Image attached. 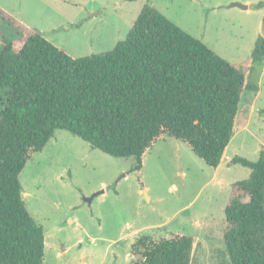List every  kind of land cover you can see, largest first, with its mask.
<instances>
[{
	"label": "trees",
	"instance_id": "16d2710c",
	"mask_svg": "<svg viewBox=\"0 0 264 264\" xmlns=\"http://www.w3.org/2000/svg\"><path fill=\"white\" fill-rule=\"evenodd\" d=\"M264 8V2L253 5ZM15 30L0 48V264H42L45 232L21 196L20 172L56 129L116 157L135 158L158 141H182L216 168L238 131L243 93L258 87L240 70L151 5L108 51L73 57L0 7ZM264 27V14L262 16ZM264 58V37L252 60ZM232 183L223 233L230 264H264V147ZM192 236L141 234L133 264H192Z\"/></svg>",
	"mask_w": 264,
	"mask_h": 264
},
{
	"label": "rangeland",
	"instance_id": "374dc122",
	"mask_svg": "<svg viewBox=\"0 0 264 264\" xmlns=\"http://www.w3.org/2000/svg\"><path fill=\"white\" fill-rule=\"evenodd\" d=\"M264 0H0L15 19L35 28L73 57L98 54L123 39L148 4L240 70L258 87L243 93L241 124L217 171L186 143L158 141L144 156L116 157L65 129H56L20 172L21 196L45 232L42 264H133L141 234L183 232L193 237L192 264H230L223 233L232 183L264 147V58L252 60L264 37ZM234 2L248 4L244 9ZM15 30L0 17V48ZM90 198V199H89Z\"/></svg>",
	"mask_w": 264,
	"mask_h": 264
},
{
	"label": "crops",
	"instance_id": "0c3cea01",
	"mask_svg": "<svg viewBox=\"0 0 264 264\" xmlns=\"http://www.w3.org/2000/svg\"><path fill=\"white\" fill-rule=\"evenodd\" d=\"M7 12H8V11H7ZM226 149H227V148H226ZM229 159H230V156H227V155H226V151H225V154H224V156H223L221 162L217 165L216 168H214V171H217V170L219 169V167L222 165L223 161L228 162ZM44 237H45V236H44ZM132 243H133V242H132Z\"/></svg>",
	"mask_w": 264,
	"mask_h": 264
},
{
	"label": "water",
	"instance_id": "95a60500",
	"mask_svg": "<svg viewBox=\"0 0 264 264\" xmlns=\"http://www.w3.org/2000/svg\"><path fill=\"white\" fill-rule=\"evenodd\" d=\"M232 5L238 6V7L244 8V9L248 8V4H241V3H238V2H234Z\"/></svg>",
	"mask_w": 264,
	"mask_h": 264
}]
</instances>
